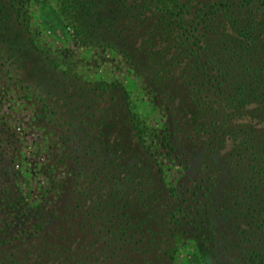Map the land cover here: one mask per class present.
<instances>
[{"label":"trees","instance_id":"16d2710c","mask_svg":"<svg viewBox=\"0 0 264 264\" xmlns=\"http://www.w3.org/2000/svg\"><path fill=\"white\" fill-rule=\"evenodd\" d=\"M31 1L47 2L0 0V58L12 65L33 60L32 50L20 52L31 49L26 39ZM54 7L79 43L113 49L130 61L149 95L168 102L164 117L182 124L186 139L193 130L206 142L198 161H209L219 172L201 192L204 242L211 244L205 253H224L231 264H264V0H55ZM38 55L41 65L29 69L37 87L28 83L29 70H16L15 82L26 83L21 89L44 90L43 98L74 90L64 74L52 70V61ZM79 100L71 120L62 113L67 133L60 138L68 151L51 158L55 166L62 158L71 162L67 178L75 186L50 177V206L26 215L34 224L30 232L16 231L18 245L6 242L11 229L0 227V264H163L165 248L158 239L166 231L157 221L175 211L164 215L151 204L156 190L145 165L153 162L151 149L164 142L173 149L170 133L157 131V141L152 135L148 143L129 101L116 107L89 89ZM177 128L171 134L182 132ZM226 139L231 146L220 154ZM192 151H182L187 162ZM77 177L87 185L75 182ZM119 189L123 196L116 195Z\"/></svg>","mask_w":264,"mask_h":264},{"label":"rangeland","instance_id":"374dc122","mask_svg":"<svg viewBox=\"0 0 264 264\" xmlns=\"http://www.w3.org/2000/svg\"><path fill=\"white\" fill-rule=\"evenodd\" d=\"M54 1L47 0L46 3L31 1L28 6L29 33H26V39L32 41L31 49L21 47L20 52L32 50L33 60L27 63V58H21L12 65L9 63L10 60L5 61L0 58V176L4 180L0 182V227L11 229L5 237L6 242L18 245L21 239H16L18 236L16 231L22 234L24 231L30 232L31 225L34 224V220L29 221L26 215L44 211L50 206L47 201L51 195L48 190L51 176L55 179L63 178L66 183L75 186L74 181L67 178L71 162H68L67 158H62L60 166H55L51 163V158L56 156L55 153L58 151H68V146L60 138V136L65 138L67 133L62 113H65L66 119L71 120L70 112L75 110L72 109L73 104L81 101L79 95L83 94L85 89H89L98 92L101 99L111 105L115 104L116 107L129 101L138 122L145 125L146 142H151L152 135L154 139L157 131L162 133L167 130L170 133L169 140L173 149L170 146L165 147L166 142L165 145H158V149H151L153 162L145 165L149 168V183H152V190H156L151 193L153 200L151 204H158L161 214L165 211H175V215L165 216V222L157 221L158 226L160 225L161 229L165 226L164 231H166V235L158 239L165 248L162 263L203 264L201 259L207 257L209 262L211 260L214 264H231L224 253L218 252L217 257H214L213 254L207 255L204 250L211 244L204 242L206 231L202 224L201 213L204 214L206 200L201 196V192H204L205 187L210 184L207 182L208 178L215 181L219 172L213 169L209 161L204 164L198 161V158L206 153V142L201 136L197 137L193 130L191 132L193 137L186 139L181 129L182 124H174L173 118L170 121L165 119L164 108L168 102L164 101L162 104L156 96L149 95L147 85L122 54L110 48L79 43L72 36V30L65 27L62 18L57 14ZM38 54L42 55L41 58L52 61L54 63V65L50 63L52 70L57 71L61 76L64 74L67 77V84L74 90L65 95H59L62 93L61 90L56 93L52 91L47 98H43L47 96L44 90L42 92L36 90V92L32 91L33 94H28L25 89H21L22 84L26 85V83L15 82L17 78L15 71L37 69L41 65L37 59ZM10 69L12 72H9ZM32 72L30 71V80L27 82L37 87L33 82ZM56 85L59 86V83ZM68 104L71 106L70 110ZM57 105H66V107L63 106L61 112L55 110V113L50 114ZM66 109L67 112H64ZM175 125L180 127L178 132L182 130L181 134H171ZM193 125L199 130L200 124ZM73 128L72 124L71 129ZM5 134L8 137H5ZM175 137L183 139V143L178 144ZM230 146V139L224 140L220 154L227 151ZM191 149L194 157L191 162H187L182 151ZM207 163L209 167L206 166ZM197 168L202 172H197ZM85 170L84 167L82 175H85ZM12 174V179L8 180L7 178ZM75 182L84 185L88 183L81 177H77ZM169 188L175 189L174 196H170ZM115 193L119 195L121 189L118 192L115 190ZM70 195L72 196V193ZM65 198L68 199V196L66 195ZM123 199L120 198L121 202ZM114 213L118 214V212ZM157 223L152 222L154 228H157ZM146 240L148 241L147 238ZM156 242L157 240L153 244Z\"/></svg>","mask_w":264,"mask_h":264}]
</instances>
